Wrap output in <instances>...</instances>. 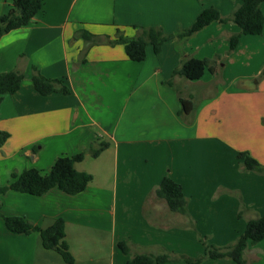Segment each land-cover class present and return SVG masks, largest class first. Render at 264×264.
<instances>
[{
	"label": "crops",
	"instance_id": "crops-1",
	"mask_svg": "<svg viewBox=\"0 0 264 264\" xmlns=\"http://www.w3.org/2000/svg\"><path fill=\"white\" fill-rule=\"evenodd\" d=\"M241 2L218 8L229 15ZM11 7V0H0V17ZM207 7L208 0H43L29 24L0 38V73L25 74L20 90L0 104V128L10 133L0 150V184L13 172H48L62 154L109 142L98 157L86 153L76 163L93 174L79 194L59 188L41 196L0 194V264H68L43 246L39 232L9 230L3 215L39 225L63 217L73 264H127L139 253L197 257L205 252L200 238L230 245L250 219L264 215V172L246 169L238 157L248 151L264 165V32L242 35L226 55L229 36L240 27L213 22L180 44L165 42L159 52L148 45L143 61L131 60L124 44L90 43L81 35L105 40L121 30L134 37L144 26L175 33ZM182 52L200 59L220 54L225 61H217L216 73L206 69L202 78L189 80L173 76ZM33 66L64 79L71 92L41 94L32 82ZM180 97L193 101L190 114L179 115ZM87 157L99 162L87 169ZM165 176L182 184L186 214L156 195ZM121 240L129 253L119 247ZM244 259L264 264V239L250 243ZM201 264L238 263L222 258Z\"/></svg>",
	"mask_w": 264,
	"mask_h": 264
},
{
	"label": "trees",
	"instance_id": "trees-1",
	"mask_svg": "<svg viewBox=\"0 0 264 264\" xmlns=\"http://www.w3.org/2000/svg\"><path fill=\"white\" fill-rule=\"evenodd\" d=\"M11 2L12 7L0 17V38L13 29L29 24L43 8V0H11ZM263 2L264 0H242L229 15H223L217 7L209 6L202 10L189 27L181 28L175 33H167L160 26H144L137 28L138 34L134 37L125 36L121 30H118L115 38L107 37L105 40L95 38V35L90 32H81V35L90 43L104 41L111 45L124 44L126 53L131 60L143 61L147 56L148 45H153L155 51L159 52L165 42L175 40L177 44H180L213 22H234L240 27V31L229 36L230 46L226 52V55H229L236 49L242 35H261L264 32ZM78 35L77 32L75 36ZM182 53L181 62L174 69L173 76L181 75L189 80L202 78L206 69H209L213 74L216 73L217 61L225 59L220 54H215L211 58L200 59ZM33 69L32 82L41 94H69L71 92L64 79L47 77L41 73L37 66H33ZM260 76H264V68ZM24 78L25 74L18 69L0 73V104L5 94H14L20 90ZM166 83L172 86L171 80ZM180 102L179 115L184 116L193 111V101L191 99L180 97ZM9 138L10 133L0 128V150ZM108 146V141L101 140L97 143V146L93 143L90 144L86 151L73 155L62 154L57 157L48 172H43L36 167L26 168L20 173L13 172L12 179L7 184H0V194L13 190L41 196L52 188H59L71 195L79 194L93 180V174L78 170L76 163L83 161L86 153L94 158L98 157ZM238 157L243 161L246 169L259 173L264 172V165L259 163L248 151L239 152ZM156 195L164 199L172 211L183 214L188 212V200L183 186L172 177L165 176L163 178L156 189ZM239 215H241V212ZM3 218L6 226L12 232L25 234L39 232L42 244L46 249L59 253L68 264L75 262V257L66 239V221L63 217L51 220L45 225L35 224L21 215H3ZM263 239L264 215H261L250 219L245 230L230 245L219 246L208 241L207 238H200L205 246V252L197 257L179 255L174 252L161 254L139 253L132 256L127 264H162L179 259L184 260L187 264H201L206 259L222 258H231L238 264H247L244 259V251L250 243L256 244ZM118 245L124 252H130V247L125 240L119 241Z\"/></svg>",
	"mask_w": 264,
	"mask_h": 264
},
{
	"label": "rangeland",
	"instance_id": "rangeland-1",
	"mask_svg": "<svg viewBox=\"0 0 264 264\" xmlns=\"http://www.w3.org/2000/svg\"><path fill=\"white\" fill-rule=\"evenodd\" d=\"M229 2V0H208V4L209 6H215L218 8V5H223L225 3ZM224 7V6H223ZM219 9V8H218ZM220 10V9H219ZM221 11V10H220ZM233 11V10H232ZM222 13V12H221ZM232 13V12H231ZM138 31V29H137ZM225 61V60H224ZM97 146V145H96ZM97 162L99 161H95L93 158H90V157H87L86 158V161L84 163V167H86L87 169L88 168H91L94 166L93 164H97ZM204 245V244H203Z\"/></svg>",
	"mask_w": 264,
	"mask_h": 264
}]
</instances>
